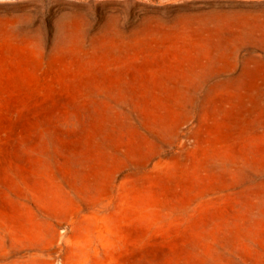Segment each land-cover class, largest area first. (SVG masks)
<instances>
[{"label":"rangeland","instance_id":"374dc122","mask_svg":"<svg viewBox=\"0 0 264 264\" xmlns=\"http://www.w3.org/2000/svg\"><path fill=\"white\" fill-rule=\"evenodd\" d=\"M0 264H264V0H0Z\"/></svg>","mask_w":264,"mask_h":264}]
</instances>
